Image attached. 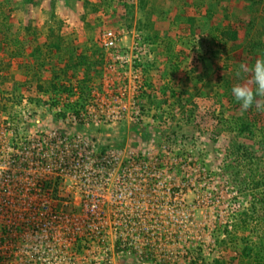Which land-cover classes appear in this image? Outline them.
Wrapping results in <instances>:
<instances>
[{
    "label": "rangeland",
    "instance_id": "1",
    "mask_svg": "<svg viewBox=\"0 0 264 264\" xmlns=\"http://www.w3.org/2000/svg\"><path fill=\"white\" fill-rule=\"evenodd\" d=\"M258 58L264 0H0V264H264Z\"/></svg>",
    "mask_w": 264,
    "mask_h": 264
},
{
    "label": "clouds",
    "instance_id": "2",
    "mask_svg": "<svg viewBox=\"0 0 264 264\" xmlns=\"http://www.w3.org/2000/svg\"><path fill=\"white\" fill-rule=\"evenodd\" d=\"M249 73L251 78L244 83L235 84L231 91L240 104L241 114L255 106L257 111L264 112V58L256 59L254 66L240 65L237 77Z\"/></svg>",
    "mask_w": 264,
    "mask_h": 264
},
{
    "label": "built area",
    "instance_id": "3",
    "mask_svg": "<svg viewBox=\"0 0 264 264\" xmlns=\"http://www.w3.org/2000/svg\"><path fill=\"white\" fill-rule=\"evenodd\" d=\"M117 40V35H115L114 32L109 31L103 35L102 44L104 47L110 50L117 46Z\"/></svg>",
    "mask_w": 264,
    "mask_h": 264
},
{
    "label": "trees",
    "instance_id": "4",
    "mask_svg": "<svg viewBox=\"0 0 264 264\" xmlns=\"http://www.w3.org/2000/svg\"><path fill=\"white\" fill-rule=\"evenodd\" d=\"M93 235H94V233H93ZM120 242L121 241H117L116 243H115V252L116 253H121L122 251H121V244H120Z\"/></svg>",
    "mask_w": 264,
    "mask_h": 264
}]
</instances>
